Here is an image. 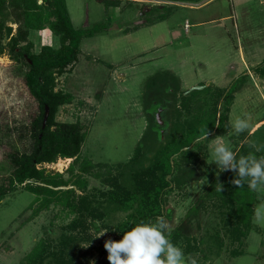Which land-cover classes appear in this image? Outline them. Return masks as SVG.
I'll list each match as a JSON object with an SVG mask.
<instances>
[{
    "label": "rangeland",
    "instance_id": "obj_1",
    "mask_svg": "<svg viewBox=\"0 0 264 264\" xmlns=\"http://www.w3.org/2000/svg\"><path fill=\"white\" fill-rule=\"evenodd\" d=\"M66 1L74 26L91 35L83 38L75 67L58 78L57 88L71 92L73 101L60 106L57 119L80 121L87 135L73 171L67 169L72 158L39 167L76 179L82 164H94L81 177L93 213L77 208L83 204L79 189L78 196L70 195L80 202L74 210L55 200L47 205V199L58 198L54 194L39 197L18 186L0 203V264H19L41 240L58 244L61 252L63 237L68 238L72 264H109L102 248L126 213L109 211L110 201L103 194L113 189L117 195L125 194L134 184L136 170L151 163L160 143L184 128L190 134V122L208 123L213 132L193 149L197 158L180 163L174 189L166 197L172 212L165 217L170 226L166 235L197 264H264V223L254 222L244 252L238 255L231 256L227 249L233 245L227 244L215 257L217 248L205 242L215 240L211 234L220 230L229 212L222 198L210 196L209 190L233 174L213 163L215 141L226 144L238 158L253 154L250 146L260 147L264 155V123L255 131L264 120V0H184L164 6L140 0ZM222 15L228 18L220 19ZM205 16L218 18L200 24ZM8 24L16 30L17 24ZM30 38L37 48L59 44L48 28L30 33ZM168 78L174 89L164 93ZM197 85L205 87L191 90ZM228 91L232 95L226 107L221 95ZM161 92L169 103L157 113L156 126L166 129L160 135L147 108L148 99ZM37 111L18 65L8 54L0 55V160L14 146L20 150L29 146L24 126ZM224 112L228 128L215 134ZM237 116L250 117L252 127L236 134L232 121ZM259 195L256 206L264 200V193ZM101 230L107 232L97 237Z\"/></svg>",
    "mask_w": 264,
    "mask_h": 264
},
{
    "label": "trees",
    "instance_id": "obj_2",
    "mask_svg": "<svg viewBox=\"0 0 264 264\" xmlns=\"http://www.w3.org/2000/svg\"><path fill=\"white\" fill-rule=\"evenodd\" d=\"M110 1L118 4L123 0ZM8 22L17 24L15 31ZM46 28L52 31L54 38L59 40V44L58 46L42 44L37 48L38 46L30 38V33L32 30ZM88 35L91 34L74 26L66 0H0V55L8 54L13 63L18 65L22 80L38 105V111L24 126L26 135L29 137V146L23 150L14 146V149L0 160V203L8 193L23 185L25 189L34 192L39 197L44 194L58 196L56 199H47L45 202L47 205L55 200L75 210L80 202H76L75 198H71L70 195L78 196L77 190L79 189L82 191L80 198L83 204L77 208L82 212L85 210L92 212L85 193L86 180L82 179V175L91 172L94 164H82L81 173L76 179L65 178L63 172H46L44 168L39 167V164L54 163L60 158H72L67 169L73 171L79 159L87 133L83 124L78 120L72 122L57 119L60 106L73 101L71 92L59 89L57 86L58 78L75 67L81 53V42ZM167 81L164 82V85L165 83L168 85V87H163L164 93L174 89L170 82L171 79L168 78ZM217 91L220 92L219 89ZM223 92L225 93L226 89ZM222 95L224 105L228 107V100L232 94L228 91L225 96L222 97ZM148 100L147 110L155 118L154 129L160 135L164 134L166 129L156 126L157 113L160 109L166 108L169 103L168 99L161 92L157 97ZM46 107L49 108V115L44 126ZM189 126L190 134L184 128L179 133L173 132L172 137L164 141L158 134L157 137L162 142L154 151L151 163L136 170L134 184L126 190L125 194L117 195L114 189L103 194L104 197L108 196L110 201V204L106 206L109 211L111 209L124 210L126 213V219L113 226L115 234L111 235L108 240H121L125 231L131 230L140 222H154L155 218L160 215L171 217L172 212L166 205V197L174 189L175 174L181 168L182 160L189 162L197 158V155L193 154L195 153L193 149L199 143L197 138L202 129L209 128L208 123L199 125L190 122ZM227 128V115L224 112L220 115L219 124L214 132L217 134L226 131ZM207 130L208 133L213 132V128ZM195 140L194 146L190 147ZM184 147L189 148L181 151ZM244 148L246 145L243 150ZM254 149V146L249 147L251 153L260 157L262 152H256ZM132 159L137 161V157ZM96 175L100 176V173ZM168 175L171 176L168 178ZM235 178L236 173L233 172L229 180L222 184V192L216 191L218 186L209 190L210 196L221 197L229 208L228 216L223 218L220 230L211 234L215 235L213 236L215 240L205 239V242L211 241V245L217 248L215 257L222 254L220 252L227 244L233 245L232 248H226L231 256L243 253L247 239L254 229V208L260 200V195L251 191L246 183L240 188L232 184L231 181ZM62 185H76V187L55 188ZM75 225H77L76 221L73 222V227ZM94 225L97 230H100L97 224ZM67 239L63 237L61 241L60 245L63 246L61 252H58V244L41 240L19 264H72L74 257L72 253L70 254L71 248L68 249ZM103 250H106L104 245Z\"/></svg>",
    "mask_w": 264,
    "mask_h": 264
},
{
    "label": "clouds",
    "instance_id": "obj_3",
    "mask_svg": "<svg viewBox=\"0 0 264 264\" xmlns=\"http://www.w3.org/2000/svg\"><path fill=\"white\" fill-rule=\"evenodd\" d=\"M252 127L251 118L237 116L232 121L236 134L248 131ZM209 140L207 128L202 129L197 142ZM256 151H261L256 147ZM213 163L221 171H233L236 178L231 181L238 188L245 183L256 193H264V155L257 157L249 154L237 158L236 154L219 139L215 141L212 150ZM216 191L222 192L223 185L219 183ZM253 220L264 223V200L255 208ZM169 222L164 215L157 216L154 222H140L125 231L119 241L107 240L104 243L109 264H197L192 257L185 258L183 250L176 246L166 235ZM107 230H101L97 237L105 235Z\"/></svg>",
    "mask_w": 264,
    "mask_h": 264
},
{
    "label": "crops",
    "instance_id": "obj_4",
    "mask_svg": "<svg viewBox=\"0 0 264 264\" xmlns=\"http://www.w3.org/2000/svg\"><path fill=\"white\" fill-rule=\"evenodd\" d=\"M140 1H142V2H144L145 4H149V3H151V4H153V6H155V5H158V6H164V5H172V4H175V3H184L183 1L184 0H140ZM143 6H146V5H143ZM146 8H147V6H146ZM148 9H151V7L150 8H148ZM211 19H208L206 16L204 17V18H202L200 21H199V23L200 24H205V23H208V22H210V21H212V20H215L216 18H218V17H210ZM226 18H228V16H224V15H222L221 17H220V19H226ZM189 24V26H185L186 27V30L188 31V29L187 28H189L190 27V23L187 21L186 22V24ZM36 30H32L31 31V34H33V32H35ZM261 123H264V120H261V121H259V123L255 126V131H257V129H258V127H262L261 126Z\"/></svg>",
    "mask_w": 264,
    "mask_h": 264
},
{
    "label": "water",
    "instance_id": "obj_5",
    "mask_svg": "<svg viewBox=\"0 0 264 264\" xmlns=\"http://www.w3.org/2000/svg\"><path fill=\"white\" fill-rule=\"evenodd\" d=\"M205 87V85H197V86H194L191 90L193 89H199V88H203ZM48 115H49V108L46 107V114H45V118H44V123L43 125L45 126L46 125V121H47V118H48ZM189 147H184L182 148V150H186L188 149ZM173 159V157L171 158V160ZM171 175H168V178L170 177ZM56 189L58 188H69V186H66V185H62V186H58V187H55Z\"/></svg>",
    "mask_w": 264,
    "mask_h": 264
},
{
    "label": "built area",
    "instance_id": "obj_6",
    "mask_svg": "<svg viewBox=\"0 0 264 264\" xmlns=\"http://www.w3.org/2000/svg\"><path fill=\"white\" fill-rule=\"evenodd\" d=\"M186 26H189V24L187 23Z\"/></svg>",
    "mask_w": 264,
    "mask_h": 264
}]
</instances>
